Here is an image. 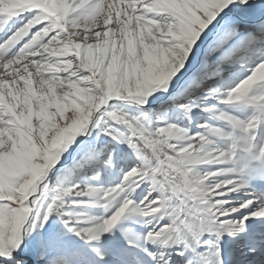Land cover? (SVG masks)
<instances>
[{
	"label": "snow or ice",
	"instance_id": "snow-or-ice-1",
	"mask_svg": "<svg viewBox=\"0 0 264 264\" xmlns=\"http://www.w3.org/2000/svg\"><path fill=\"white\" fill-rule=\"evenodd\" d=\"M138 253L264 264V0H0V264Z\"/></svg>",
	"mask_w": 264,
	"mask_h": 264
},
{
	"label": "rangeland",
	"instance_id": "rangeland-1",
	"mask_svg": "<svg viewBox=\"0 0 264 264\" xmlns=\"http://www.w3.org/2000/svg\"><path fill=\"white\" fill-rule=\"evenodd\" d=\"M68 164H71V160L68 161ZM123 165L115 168L112 170V175L105 181V183H115L117 181H119V179L121 178V172L123 169ZM77 181L79 180V176L76 177ZM143 195L142 192H137L134 194V198L135 199H140V197ZM242 196V194H240ZM132 227L135 229V231L137 232H143L146 231V227L142 222H137L135 224L132 225ZM165 251H167V249H165ZM138 256L140 258V260L142 261V264H152V261L147 258L146 256H144L143 253H138Z\"/></svg>",
	"mask_w": 264,
	"mask_h": 264
}]
</instances>
